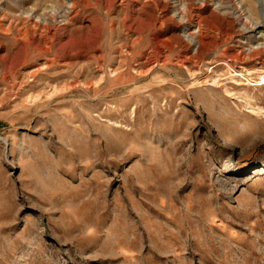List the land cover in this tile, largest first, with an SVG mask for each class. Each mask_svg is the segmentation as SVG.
Wrapping results in <instances>:
<instances>
[{
  "label": "rangeland",
  "instance_id": "rangeland-1",
  "mask_svg": "<svg viewBox=\"0 0 264 264\" xmlns=\"http://www.w3.org/2000/svg\"><path fill=\"white\" fill-rule=\"evenodd\" d=\"M263 76L264 0H0V264H264Z\"/></svg>",
  "mask_w": 264,
  "mask_h": 264
},
{
  "label": "bare ground",
  "instance_id": "bare-ground-1",
  "mask_svg": "<svg viewBox=\"0 0 264 264\" xmlns=\"http://www.w3.org/2000/svg\"><path fill=\"white\" fill-rule=\"evenodd\" d=\"M198 25H199V27H200V24L198 23ZM192 41L193 42H197L198 44H199V40H196V38H195V35L193 34V39H192ZM264 79V76L263 77H261V80H263Z\"/></svg>",
  "mask_w": 264,
  "mask_h": 264
}]
</instances>
